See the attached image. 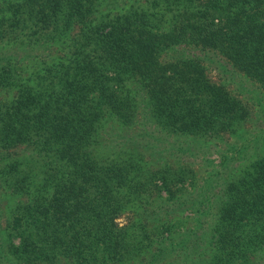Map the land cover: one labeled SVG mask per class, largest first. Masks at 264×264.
Wrapping results in <instances>:
<instances>
[{
	"label": "trees",
	"instance_id": "1",
	"mask_svg": "<svg viewBox=\"0 0 264 264\" xmlns=\"http://www.w3.org/2000/svg\"><path fill=\"white\" fill-rule=\"evenodd\" d=\"M258 120L264 0H0V264H264Z\"/></svg>",
	"mask_w": 264,
	"mask_h": 264
},
{
	"label": "rangeland",
	"instance_id": "2",
	"mask_svg": "<svg viewBox=\"0 0 264 264\" xmlns=\"http://www.w3.org/2000/svg\"><path fill=\"white\" fill-rule=\"evenodd\" d=\"M212 75L214 76V78H216L217 80H223L226 79L227 80V84L228 86L236 93H238L239 95L243 96L245 99H249V97H256L255 93H251V89L254 88V85H252V83L248 80H246L245 78H243V76H241L237 71H235L232 66H230L229 64L227 65L226 69H222L221 67H217L216 64H212ZM251 91V92H250ZM261 94V93H260ZM264 122L263 121H259L256 122L254 124L255 130L264 126L263 125ZM171 138H168L167 140H170ZM168 144V141H165ZM215 149L214 147L211 149V152H213L212 157L216 158V162L219 161L218 159V154L214 152ZM201 160V159H200ZM118 221L120 223H124L125 222V218L122 217L120 219H118Z\"/></svg>",
	"mask_w": 264,
	"mask_h": 264
}]
</instances>
